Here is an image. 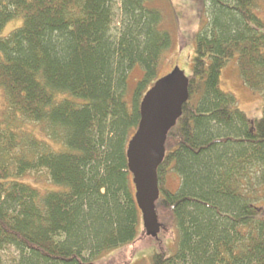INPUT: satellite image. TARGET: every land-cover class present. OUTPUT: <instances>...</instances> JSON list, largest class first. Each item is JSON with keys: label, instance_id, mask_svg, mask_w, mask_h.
I'll use <instances>...</instances> for the list:
<instances>
[{"label": "trees", "instance_id": "1", "mask_svg": "<svg viewBox=\"0 0 264 264\" xmlns=\"http://www.w3.org/2000/svg\"><path fill=\"white\" fill-rule=\"evenodd\" d=\"M115 1L0 0V32L23 18L0 36L6 120L40 122L63 144L0 127V264H90L136 236L143 214L129 144L172 40L148 0H121L123 27L112 37ZM197 1L211 15L195 34L188 97L165 136L154 204L159 229L177 230V248H161L151 264H264V104L251 119L219 85L237 54L244 82L264 94V0ZM136 64L142 75L126 99ZM169 168L180 177L175 192L164 186ZM40 170L64 189L17 179Z\"/></svg>", "mask_w": 264, "mask_h": 264}, {"label": "rangeland", "instance_id": "2", "mask_svg": "<svg viewBox=\"0 0 264 264\" xmlns=\"http://www.w3.org/2000/svg\"><path fill=\"white\" fill-rule=\"evenodd\" d=\"M121 3V0H116L112 5L113 21L109 30L112 37H116L123 27L124 15ZM147 4L159 10L160 28L167 30L172 40L169 49L164 51V56L158 67L157 78H162L173 71L183 79L189 78L192 75L195 34L208 22L211 15L209 3L197 0H148ZM261 5L264 8V2H261ZM22 23L21 16L10 19L0 32V36L7 35ZM141 75L142 69L138 64L128 72L126 99L130 98L131 91ZM219 85L222 90L234 94L238 107L249 118L256 119L262 115L264 94L252 90L244 82L239 72L237 54L230 57L221 68ZM6 109L5 93L3 88H0V127L15 129L23 137L31 136L45 141L55 150L63 148V144L59 140L48 136L45 126L40 122L18 116L12 123H9L6 120ZM164 177V186L175 192L179 187V174L169 168ZM17 179L29 183L41 192L64 189V186L52 183L45 170L29 172ZM147 225L143 215H140L136 236L133 240L103 250L91 260L90 264H151L152 255L161 248L168 253L176 250L178 238L175 227L168 225L158 228L156 235L151 236L145 231Z\"/></svg>", "mask_w": 264, "mask_h": 264}, {"label": "water", "instance_id": "3", "mask_svg": "<svg viewBox=\"0 0 264 264\" xmlns=\"http://www.w3.org/2000/svg\"><path fill=\"white\" fill-rule=\"evenodd\" d=\"M187 97L186 79L175 71L154 82L143 96L140 122L129 144L135 201L153 236L159 228L154 219V204L159 194L157 168L166 133L180 115Z\"/></svg>", "mask_w": 264, "mask_h": 264}]
</instances>
